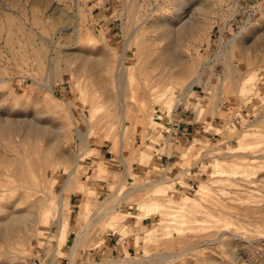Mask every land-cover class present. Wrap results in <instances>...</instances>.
Segmentation results:
<instances>
[{
  "label": "rangeland",
  "instance_id": "374dc122",
  "mask_svg": "<svg viewBox=\"0 0 264 264\" xmlns=\"http://www.w3.org/2000/svg\"><path fill=\"white\" fill-rule=\"evenodd\" d=\"M181 112L201 140L142 148ZM12 216L0 264H264V0H0Z\"/></svg>",
  "mask_w": 264,
  "mask_h": 264
},
{
  "label": "crops",
  "instance_id": "0c3cea01",
  "mask_svg": "<svg viewBox=\"0 0 264 264\" xmlns=\"http://www.w3.org/2000/svg\"><path fill=\"white\" fill-rule=\"evenodd\" d=\"M180 114L181 115L179 118L175 117L176 115H174V117H173L174 123H177L179 128H180L179 129V135H178V131H177L175 136H169L167 134V132L165 131V129L168 128V126H167L168 121L166 122V120H163L164 129H163V134H162L161 139H159V141H154L150 138H147L145 140V146H143L142 148L149 151V154L153 155V156H158V154H162V155L169 157L168 152H170L172 150V152H170L171 156H173V158H175L177 156V152H178L176 149V146H179V144H182V142H187V141H189L191 139H195L197 137L196 136L197 129H195L197 124H196V121L194 120V117H193V119H191L190 116L186 114V112H181ZM203 136L204 135H201V136H199V138L197 137V139L201 140V138H203ZM171 139H174V141H171ZM149 147H150V149H148ZM139 153H140L139 158L142 161H145L147 159L145 157L146 154H143L142 152H139ZM167 163L168 164L172 163V160H169ZM100 165H99V167H100ZM141 166L142 167H139V164H137L136 166L133 167V169H137V167H139L140 169L143 168L145 171H147V168L150 167V165H141ZM136 172H138V171H136ZM89 184L83 190L85 192L88 190V192H90V194H91L92 190L90 189ZM71 195L72 196L70 197L69 204L74 205L73 204V196L76 195V190L72 191ZM87 206H88L87 203L83 199V201L80 205V213H79L80 219H82V220H83V216H85ZM148 208H154V205L149 204ZM109 211H111V210H109ZM109 211L105 212L104 214L101 213L102 214L101 217H103ZM101 217L99 219H97V221L101 220ZM150 221H151L150 217H144L140 221L139 224H136V226L148 227L150 225ZM104 236H105V240L106 239L112 240L113 238L118 239L116 242H113V246H112L113 251L117 252V253H124L125 250L128 251L131 248V246L134 242V239H135L134 233H129V235L123 237L121 235V233H116V231H111V230L106 231Z\"/></svg>",
  "mask_w": 264,
  "mask_h": 264
},
{
  "label": "bare ground",
  "instance_id": "6f19581e",
  "mask_svg": "<svg viewBox=\"0 0 264 264\" xmlns=\"http://www.w3.org/2000/svg\"><path fill=\"white\" fill-rule=\"evenodd\" d=\"M196 81H197L196 79L193 80L190 85L195 84ZM121 95L122 94L120 93V96ZM122 107H123V109H125V106L124 105ZM77 131L81 135L83 141H85L87 139L86 135L83 134L82 131L78 127H77ZM16 189H17L16 187L15 188H11V190H14V191ZM5 191H6V189L5 190H2V193L5 192ZM12 197H13V194H12ZM10 221L12 223V225L10 226L12 230L9 227L3 228V229L0 228V239H3L4 237H6L5 234H13L17 230L18 226H16L17 225V219H16V217L15 216H12L11 219H10ZM60 221H61V219H60ZM18 225H19V222H18ZM87 228H89V226H87L86 229ZM6 231H7V233H6ZM79 244H80V239L77 237L76 242H75V246H74V252H73V257H72V264H74V260H75L76 255H77V251H78V248H79Z\"/></svg>",
  "mask_w": 264,
  "mask_h": 264
}]
</instances>
